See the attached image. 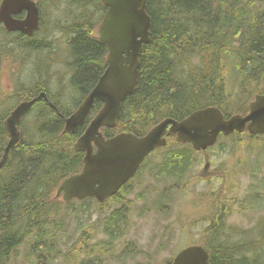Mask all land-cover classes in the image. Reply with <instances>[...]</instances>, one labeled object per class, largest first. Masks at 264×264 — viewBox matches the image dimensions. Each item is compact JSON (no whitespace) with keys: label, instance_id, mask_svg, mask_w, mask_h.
<instances>
[{"label":"trees","instance_id":"trees-1","mask_svg":"<svg viewBox=\"0 0 264 264\" xmlns=\"http://www.w3.org/2000/svg\"><path fill=\"white\" fill-rule=\"evenodd\" d=\"M255 1L262 2L261 0H148L147 11L152 17V34L150 42L144 45L141 52L138 84L134 94L123 104L122 119L117 127L104 130L105 136L112 138L119 132L125 131L142 137L165 118L183 120L195 111L212 106L220 108L227 117L232 113H246L248 109H243L245 102L239 101L242 95L248 98L246 102L249 103L256 94L264 92V20L257 19L253 13L256 3L254 6L252 3ZM71 2L73 6H79L83 11L82 17L78 19L80 22L64 30L73 36L68 39L72 75L67 89L77 92L78 98L68 108L57 100L49 84L43 81H33L29 86H22L21 83L11 95L13 99L24 101L31 100L45 91L51 102L60 107L66 116L71 115L72 108H77L91 93L108 66V47L97 36V29L108 9L100 0H71ZM62 26L56 28L60 33H63L60 29ZM0 34L3 35L1 31ZM39 44L40 40L37 41L38 52L47 46V44L44 46ZM26 48L31 47L27 44ZM3 51H0V61ZM187 55H200L206 58L209 56L207 65H203L202 69L196 72L197 75L194 72L190 80L182 79L179 69L180 60ZM173 73H176V76ZM178 76L183 81L179 80ZM230 79L236 82H231ZM236 83L242 87L240 86L241 96L235 98ZM64 90L62 89L65 97L66 90ZM5 100L7 101V98L1 92L0 83V160L9 140L4 130V122L12 109L9 110L3 105ZM102 107V103L97 101L88 119L89 123ZM29 117L19 126L20 143L11 151L5 166L0 170V232L2 234L0 264H54L60 256L69 258L72 262L80 259L84 254L88 257H83L77 264H102L101 253L97 251V247L104 242L91 245L95 233L102 230L107 237H110L107 245L110 250L112 242L118 241L123 235L122 229L129 226L131 207L122 203L119 208L109 211L106 206L107 201L100 203L94 199L82 202L74 200L70 204L59 201L56 197L59 186L69 176L79 173L84 165V154L77 153L74 145L85 129L82 127L77 134L65 133L64 118L44 100L35 104ZM244 135L248 138L247 142H241ZM222 139L235 140L234 147L241 148L249 154L258 147L264 146L263 143L255 142L263 140L264 137H254L247 131L236 133L230 138L222 136L220 142ZM176 144L175 138L171 137L168 139L167 147ZM196 154L199 153L194 152L190 145H186L184 150L169 152L168 157L160 153V156L164 155L162 157L165 161L162 162L156 179L159 180L164 176L168 170L167 162L172 160L174 165L169 169L176 175L171 176H176L178 180H187L194 167ZM147 170H151V167L143 164L138 176ZM215 177H221L220 179L223 180L226 175L216 173L212 178ZM90 203L92 208L86 212L82 207L89 206ZM116 203L120 204L121 201ZM78 207L82 208L79 212ZM73 215L79 216L77 220L80 221L71 229L69 235L66 220ZM218 221L219 217L213 229L210 226L207 228L200 244L208 250L211 263L258 264L261 257L260 250L253 249L245 257L237 241H228L230 235ZM78 232L80 234H77ZM263 235L264 231L262 237ZM64 239L71 243L67 247L68 254L63 251L66 246ZM22 250L25 252L24 258H21ZM134 252L135 248L128 244L119 258L128 257ZM172 260L173 258L166 264H171Z\"/></svg>","mask_w":264,"mask_h":264},{"label":"rangeland","instance_id":"rangeland-1","mask_svg":"<svg viewBox=\"0 0 264 264\" xmlns=\"http://www.w3.org/2000/svg\"><path fill=\"white\" fill-rule=\"evenodd\" d=\"M51 1L40 0L42 6L44 5L43 14L45 16L44 23H46V25L44 24V30L39 35L41 37L37 36V41L40 40L39 45L44 46L45 44H47V46L41 52H38L37 49L25 47L27 53H23L21 49L16 45V42L13 43L12 40L5 41L3 35L0 34L1 50L8 51V54L11 53L9 56L4 57L1 60L2 75H0L1 92L4 93L5 97L7 98V101L5 100L6 103L3 105L6 108H9V110L10 108H12L9 112V115L11 114V111L21 102V100L19 101V99H13L11 97L15 89L18 88L21 83L22 86H29L31 83H33V81H43L49 84L54 94L61 93L62 89H65V97L63 92L62 94H58L56 98L57 100H59V102H61L68 108H70L71 105H73L74 101L78 98L77 92L67 89L70 80V78H68L69 75H67V67H69L72 62L69 54V48L67 50V53L65 52V41L67 40V42H69L68 38L73 36L67 34V30L65 32L64 30L68 29V26H71L72 24L78 22V19L83 15V11L79 6H73L71 0ZM261 1L262 2L259 1V3H256V1L252 3L253 6L256 3V6L253 8V13L256 15L257 19L264 20V0ZM52 3H55L56 5ZM100 10V12L102 13V8H100ZM61 25H63L60 28L63 30V33H60L56 29ZM93 34L94 33L92 31L91 35ZM24 40L26 41L27 39L24 38ZM58 51L64 52L63 57H61L56 62H52L53 56ZM51 52L53 54H51ZM40 53L43 54L42 57H40ZM196 56L194 55V57L192 56V58L190 59L189 57H191V55H188L187 57L185 56L180 60V73L184 80L189 79L190 76L194 72H196L193 71L194 68H196L194 70H197L198 72V70L203 65L207 64L206 57L200 55ZM187 61H189V64L187 63ZM185 62L188 66L185 65ZM184 65L186 68L184 67ZM41 68L43 70H41ZM70 74L72 75V70ZM235 87L234 97L236 98L241 96V91L239 84ZM253 92L255 93V89H253ZM41 93L46 94L45 91ZM38 96H36L35 98H37ZM48 99L50 98L48 97ZM41 100H44L46 102L45 99ZM41 100H38L37 102ZM247 100L248 98L244 97L243 95L242 99L239 100L240 102H245V107H243L244 110L248 109L250 103H247ZM79 106L77 108H72L73 113L77 111ZM248 113L249 112L247 110L246 113H243V116H246ZM34 114L35 113H32V115ZM57 114L64 115L61 108L59 109V112ZM29 115H31V113L26 115V118H28ZM88 119L83 126L84 129L89 124ZM120 120H118L117 125ZM104 130H106V128L102 129L103 133ZM121 133L126 132H119V134ZM245 135L243 136L244 138H239L241 139V142L248 141V138ZM171 137H174L176 140V136H170L167 137V142ZM227 138H230V136ZM236 139L238 140V138H235V140ZM235 140L222 139V141L219 142L218 145L209 148V151L207 150L205 152H199V154H196L197 157H195L194 167L187 178L188 182L186 184V187L188 188L190 194L188 195L177 192L166 199L163 196V190L164 188L170 186L173 181L156 183V175L160 171L162 162L165 161L163 157L165 154L168 157L169 152H172L174 150H184L185 146L188 144H181L176 140L177 144L174 146L160 147L153 151V153L145 163L151 167V170L145 171L135 179L139 180L138 182H140L141 185L135 189L133 194L120 200V204L116 203L113 200L106 202V206L109 208V211H112L115 208H119L122 203H124L125 206L127 205L128 207H131V217L129 226H125L122 229L123 235L118 239V241L112 242V245H110V250H108L107 247L110 242V237H107L102 230H98V232L95 233V239L92 241L91 245H96L98 243L104 242L103 245L97 247V251L101 253L100 259L102 261V264H166L167 261H169L171 258H174L175 255L181 250L190 246H194L196 244H202V241L204 239L203 232L207 226L206 220L209 219V226L213 229L214 224L218 219V212L215 208H213L214 200L209 197L202 196V194L205 192L206 184H197V182L201 179L222 180L220 179L221 177L212 178L216 176V173H223L224 176L226 175V178L223 180H234L235 184L237 183V187L235 188L234 193L236 195V202L240 207L236 208L231 219V225L235 228V231L227 232L231 236V238L230 236H228V241L230 242L234 240L237 241V243L239 242L238 246L239 248H242V253L245 257L249 255L251 250L259 249V255L261 257L259 258L260 262L258 264H264V235L262 237V231H264V146L258 147L256 151L249 154L241 150V148H235L233 145ZM255 142L264 144V139L256 140ZM157 150L158 152L164 154L162 155L163 157L159 155L160 153H156ZM208 162L211 163V166L208 168V170L205 171L204 166ZM167 164L168 170L159 180H173V178L177 179L176 176H171L176 175L175 173L172 174L173 171H170V169L174 165L173 161L169 160ZM161 197H163L164 200L161 199ZM120 201L118 200L117 202ZM82 208H84L86 212H89V210H91L92 208V203H90L89 206L84 205ZM82 208L79 209L78 207V212ZM78 217L79 216L73 215L66 220L69 235L71 229L75 227L80 221L77 220ZM235 232L236 235L234 236ZM77 234H80V232H78ZM128 244H131L135 248V252L128 257H123L122 259H120L119 257L125 252ZM65 245L66 246L63 248V251L64 253H67V247L71 245V243L65 241ZM24 255L25 252L24 250H22L21 258H24ZM83 257H88V255L84 254L80 257V259L71 262L69 258L60 256L54 264H77Z\"/></svg>","mask_w":264,"mask_h":264},{"label":"water","instance_id":"water-1","mask_svg":"<svg viewBox=\"0 0 264 264\" xmlns=\"http://www.w3.org/2000/svg\"><path fill=\"white\" fill-rule=\"evenodd\" d=\"M108 12L98 29V36L109 49V68L101 77L92 94L71 116L65 118V132H75L86 120L95 99L103 101L99 114L90 123L84 136L75 144L77 152L85 153L84 171L67 178L56 195L64 201L94 198L105 202L114 197L130 180L137 176L145 159L157 147H165L167 137L176 136L177 142L189 144L196 152L214 147L221 135L231 136L235 131L248 128L252 136L264 135V95H258L250 105V114H234L225 118L217 108L194 113L179 123L166 120L147 137L139 139L132 134H118L106 139L100 129L115 128L122 114L124 101L132 94L138 80L139 54L144 43L149 42L151 18L147 14L146 0H101ZM26 11L25 20L13 15ZM40 12L32 0H2L0 24L7 31L32 36L39 29ZM140 38V40H139ZM40 99L49 101L45 93L22 103L14 109L4 123L9 142L0 160V170L5 166L11 151L20 143L19 124ZM54 109L55 105L51 104ZM247 123L249 126L247 127ZM2 234L0 233V240ZM171 264H211L202 246H190L180 251Z\"/></svg>","mask_w":264,"mask_h":264},{"label":"flooded vegetation","instance_id":"flooded-vegetation-1","mask_svg":"<svg viewBox=\"0 0 264 264\" xmlns=\"http://www.w3.org/2000/svg\"><path fill=\"white\" fill-rule=\"evenodd\" d=\"M34 1H35L36 5H38L39 11H40V27H39L38 32L35 31L32 36H28L25 34L23 35V33L21 34V32L19 33V32L7 31L6 28L4 27V25L0 24V31L5 36L4 37L5 40H12L13 43L16 42V45L18 46V48L21 49V51L23 53L26 52L25 47L27 44L31 48L37 49V36H39L44 30V24H45L44 23L45 16L43 14L44 8H43L40 0H34ZM26 17H27L26 11H23L17 15H13V18L16 20H19V21L25 20ZM34 35H36V36H34ZM24 38H26L27 40L25 41ZM66 49L68 50L67 40H66V48H65V52L67 53ZM39 52H41V51H39ZM1 55H2L1 59H3L4 55H5V57H7L10 54H8V51H3V54H1ZM63 55H64L63 51L62 52L58 51L53 56L52 62L58 61L61 57H63ZM11 57H13V56H11ZM67 69H68V73H69L67 75H69L68 78H70L71 77L70 76L71 75L70 74L71 73L70 66L67 67ZM0 74L2 75V68L0 70ZM58 94H60V93H58ZM58 94H55V96H57ZM50 103H51V100H50ZM84 157H85V154H84ZM210 166H211V163H209V162L206 163L204 166V170L205 171L208 170V168ZM135 178L133 180H130L126 185H124L114 197L107 199V202L110 200L117 202V200L120 201L127 196H131L133 194V192L135 191V189L141 185V183L138 182L139 180H135ZM172 181H173V183H171L170 186L164 188V190H163V193H164L163 196L165 197V199L168 198L169 196L173 195L174 193H177V192H181L183 194H188V195L190 194V192L188 191V188L186 187L188 180H177L176 178H173V180H156V183L172 182ZM199 183H205L206 184L205 192L202 194V196L203 197H209V198L214 200L213 208H215L218 212V217H219L218 222L220 223L221 227H223L225 232L235 231V228L231 225V219L234 215L236 208L240 207V206H238V204L236 202V199H235L236 195L234 193L235 188L237 187V183L235 184L234 180H204V179L198 180L197 184H199ZM234 185H235V187H234ZM192 188H193V186H192ZM161 199L164 200L163 197H161ZM206 221H207V226L204 229L203 234L206 232L207 228L209 227V219Z\"/></svg>","mask_w":264,"mask_h":264},{"label":"bare ground","instance_id":"bare-ground-1","mask_svg":"<svg viewBox=\"0 0 264 264\" xmlns=\"http://www.w3.org/2000/svg\"><path fill=\"white\" fill-rule=\"evenodd\" d=\"M32 1H34V0H32ZM47 1V0H46ZM51 1V0H50ZM56 1V0H55ZM101 1V0H100ZM210 1V0H209ZM218 1V0H217ZM1 2H2V0H1ZM1 2H0V8H1ZM35 2V1H34ZM52 2V1H51ZM50 2V3H51ZM147 2H148V0H146V7H147ZM212 2V1H211ZM101 3L103 4V2L101 1ZM217 3V2H216ZM222 3V2H221ZM52 4H55V3H52ZM56 4H57V2H56ZM55 4V5H56ZM62 5V4H61ZM104 5V4H103ZM44 6V5H43ZM105 6V5H104ZM203 6V5H202ZM206 6V5H205ZM208 6V5H207ZM37 7H38V5H37ZM106 7V6H105ZM39 8V7H38ZM107 8V7H106ZM222 8V7H221ZM225 8V7H224ZM227 8V7H226ZM73 9V8H72ZM76 9V8H75ZM79 9V8H78ZM108 9V8H107ZM211 9V8H210ZM242 9H243V7H242ZM44 10V9H43ZM219 10V9H218ZM243 10H245V9H243ZM74 11V10H73ZM213 11V10H212ZM222 11V10H221ZM246 11V10H245ZM40 12V11H39ZM78 12H79V10H78ZM82 12V11H81ZM107 12H108V10H107ZM107 12H106V14H107ZM206 12V11H205ZM72 13V12H71ZM74 13H76V12H74ZM88 13V12H87ZM250 13V12H249ZM106 14H105V16H106ZM147 14H148V16L151 18V28H150V37H149V42H150V40H151V34H152V17L150 16V14L148 13V11H147ZM220 14V13H219ZM70 15V14H69ZM79 15H81V14H79ZM199 15V14H198ZM203 15V14H202ZM214 15V14H213ZM105 16H104V18H105ZM194 16V15H193ZM223 16V15H222ZM51 17V16H50ZM66 17H68V16H66ZM76 17V16H75ZM181 17V16H180ZM179 17V18H180ZM188 17V16H187ZM226 17H227V15H226ZM239 17V16H238ZM68 18H70V17H68ZM104 18H103V20H104ZM182 18V17H181ZM188 19V18H187ZM191 19V18H190ZM199 19V18H198ZM209 19V18H208ZM227 19V18H226ZM73 20V19H72ZM79 20H80V18H79ZM103 20H102V22H103ZM183 20V19H182ZM207 20V19H206ZM48 21V20H47ZM52 22V21H51ZM50 22V23H51ZM80 22V21H79ZM82 22V21H81ZM211 22V21H210ZM230 22V21H229ZM242 22H243V20H242ZM54 23V22H53ZM78 23V22H77ZM83 23V22H82ZM177 23H179V22H177ZM233 23V22H232ZM57 24V23H56ZM68 24V23H67ZM76 24V23H75ZM102 24V23H101ZM190 24V23H189ZM3 25V24H2ZM45 25H46V23H45ZM58 25V24H57ZM66 25V24H65ZM184 25V24H183ZM187 25V24H186ZM197 25V24H196ZM199 25V24H198ZM213 25V24H212ZM219 25H221V24H219ZM82 26V25H81ZM190 26V25H189ZM204 26V25H203ZM39 27H40V20H39ZM86 27V26H85ZM181 27V26H180ZM219 27V26H218ZM60 28V27H59ZM182 28V27H181ZM202 28V27H201ZM203 29V28H202ZM39 30V29H38ZM46 30V29H45ZM42 31V30H41ZM47 31V30H46ZM63 31V30H62ZM219 31V30H218ZM229 31V30H228ZM38 32V31H37ZM190 32V31H189ZM20 33V32H19ZM73 33V32H72ZM241 33V32H240ZM22 34V33H21ZM219 34V33H218ZM24 35V34H23ZM49 35V34H48ZM52 35H53V33H52ZM205 35V34H204ZM34 36H36V35H34ZM202 36V35H201ZM220 36V35H219ZM232 36V35H231ZM27 37V36H26ZM39 37H41V36H39ZM160 37V36H159ZM12 38V37H11ZM23 38V37H22ZM34 38V37H33ZM38 38V37H37ZM69 38H71V37H69ZM68 38V39H69ZM230 38V37H229ZM5 39V38H4ZM21 39V38H20ZM158 39V38H157ZM211 39V38H210ZM16 40V39H15ZM36 40V39H35ZM38 40V39H37ZM42 40V39H41ZM60 40V39H59ZM70 40V39H69ZM139 40H140V38H139ZM212 40V39H211ZM6 41V40H5ZM21 41V40H20ZM33 41V40H32ZM45 41V40H44ZM58 41V40H57ZM226 41H227V39H226ZM229 41V40H228ZM255 41V40H254ZM36 42V41H35ZM53 42V41H52ZM66 42V41H65ZM102 42V41H101ZM148 42V43H149ZM208 42V41H207ZM21 43V42H20ZM48 43V42H47ZM50 43V42H49ZM70 43V42H69ZM103 43V42H102ZM148 43H144L143 44V46H142V48H141V51H140V54H139V62H140V56H141V52H142V49H143V47H144V45H147ZM234 43V42H233ZM103 44H105V43H103ZM228 44V43H227ZM229 44H230V42H229ZM239 44V43H238ZM10 45V44H9ZM106 45V44H105ZM223 45H224V43H223ZM251 45V44H250ZM256 45V44H255ZM7 46V45H6ZM14 46V45H13ZM33 46V45H32ZM40 46V45H39ZM107 46V45H106ZM3 47V46H2ZM51 47V46H50ZM108 47V46H107ZM204 47V46H203ZM226 47V46H225ZM228 47H229V45H228ZM221 48V47H220ZM7 49V48H6ZM9 49V48H8ZM11 49H12V47H11ZM38 49V48H37ZM227 49V48H226ZM229 49V48H228ZM239 49V48H238ZM237 49V50H238ZM67 50V49H66ZM109 50V49H108ZM107 50V54H108V56H109V51ZM214 50V49H213ZM1 51V50H0ZM6 51V50H5ZM51 51V50H50ZM179 51V50H178ZM207 51V50H206ZM218 51V50H217ZM220 51V50H219ZM225 51H227V50H225ZM211 52V51H210ZM223 52H224V49H223ZM234 52H236V51H234ZM238 52V51H237ZM27 53V52H26ZM28 53H31V52H28ZM57 53V52H56ZM70 53V52H69ZM1 54H3V53H1ZM11 54V53H10ZM33 54V53H32ZM37 54V53H36ZM39 54V53H38ZM41 54V53H40ZM51 54H53L52 52H51ZM219 54V53H218ZM6 55V54H5ZM5 55H4V57H5ZM27 55V54H26ZM30 55V54H29ZM42 55L43 54H41V56L40 57H42ZM234 55V54H233ZM17 56V55H16ZM35 56V55H34ZM37 56V55H36ZM108 56H107V62H108ZM188 56V55H187ZM186 56V57H187ZM192 56L194 57V55H191V57H189L190 59L192 58ZM196 56V55H195ZM222 56V55H221ZM220 56V57H221ZM245 56V55H244ZM247 56V55H246ZM255 56V55H254ZM15 57V56H14ZM196 57H198V56H196ZM207 58H209V56L207 57ZM212 58V57H211ZM236 58V57H235ZM245 58V57H244ZM249 59H250V57H248ZM256 58H258V57H256ZM16 59V58H15ZM26 59V58H25ZM28 59H30V58H28ZM37 59V58H36ZM49 59H51V58H49ZM202 59V58H201ZM230 59H232V58H230ZM246 59H247V57H246ZM41 60H43V59H41ZM187 60V59H186ZM208 60V59H207ZM262 60V59H261ZM55 61V60H54ZM216 61V60H215ZM214 61V62H215ZM219 61V60H218ZM246 61V60H245ZM248 61H250V60H248ZM1 62V61H0ZM28 62V61H27ZM189 61H187V63H188ZM206 62H208V61H206ZM213 62V63H214ZM253 62V61H252ZM263 62V61H262ZM25 63V62H24ZM70 63V62H69ZM222 63V62H221ZM232 63V62H231ZM239 63H241V61L239 62ZM249 63V62H248ZM256 63V62H255ZM264 63V62H263ZM1 64V63H0ZM48 64V63H47ZM189 64V63H188ZM227 64H228V62H227ZM39 65V64H38ZM41 65V64H40ZM51 65V64H50ZM185 65H187L186 64V62H185ZM185 65H184V67H185ZM207 64H205V66H206ZM217 65V64H216ZM257 65H259V64H257ZM175 66V65H174ZM188 66V65H187ZM190 66V65H189ZM192 66V65H191ZM209 66V65H208ZM210 66H211V64H210ZM228 66V65H227ZM45 67V66H44ZM48 67V66H47ZM201 67V66H200ZM213 67H215V66H213ZM239 67V66H238ZM250 67V66H249ZM257 67V66H256ZM109 68V62H108V66H107V68H106V70L105 71H103L104 73H103V75L102 76H104V74H105V72L107 71V69ZM140 68H141V62H140V67H139V70H138V73H139V76H140ZM173 68V67H172ZM177 68H178V66H177ZM186 68V67H185ZM211 68V67H210ZM221 68V67H220ZM243 68V67H242ZM104 69V68H103ZM175 69V68H174ZM180 69V68H179ZM189 69V68H188ZM194 69H196V68H194ZM193 69V71H196L197 72V70H194ZM202 69V68H201ZM212 69V68H211ZM238 69V68H237ZM244 69V68H243ZM261 69V68H260ZM32 70V69H31ZM41 70H43L42 68H41ZM48 70V69H47ZM171 70V69H170ZM205 71H206V68L204 69ZM210 70V69H209ZM227 70V69H226ZM38 71V70H37ZM67 71V70H66ZM175 71V70H174ZM173 71V72H174ZM178 71V70H177ZM198 71H200V69L198 70ZM230 71H231V69H230ZM49 72V71H48ZM176 72V71H175ZM179 72V71H178ZM190 72H191V70H190ZM196 72H195V74H196ZM202 72V71H201ZM201 72H200V75H201ZM214 72V71H213ZM56 73V72H55ZM210 73V72H209ZM226 73H227V71H226ZM229 73V72H228ZM236 73V72H235ZM40 74V73H39ZM67 74V73H66ZM69 74V73H68ZM174 74V73H173ZM176 74V73H175ZM174 74V76H176ZM192 74V73H191ZM199 74V73H198ZM203 74V73H202ZM207 74V73H206ZM215 74V73H214ZM237 74V73H236ZM244 74V73H243ZM247 74V73H246ZM177 75H179V74H177ZM197 75V74H196ZM209 75V74H208ZM211 75V74H210ZM233 75V74H232ZM238 75V74H237ZM240 75V74H239ZM24 76V75H23ZM26 76V75H25ZM48 76V75H47ZM65 76V75H64ZM102 76H100V79H101V77ZM139 76H138V80H139ZM173 76V77H174ZM199 76V75H198ZM52 77V76H51ZM191 77V76H190ZM193 77V76H192ZM203 77V76H202ZM206 77V76H205ZM227 77H229V76H227ZM238 77V76H237ZM242 77V76H241ZM243 77H245V76H243ZM45 78V77H44ZM48 78V77H47ZM61 78V77H60ZM186 78V77H185ZM188 78V77H187ZM199 78H200V76H199ZM53 79V78H52ZM67 79V78H66ZM100 79H99V81H100ZM178 79L179 80H181L180 78H179V76H178ZM183 79V78H182ZM193 79H194V77H193ZM196 79H197V77H196ZM211 79H213V78H211ZM226 79V78H225ZM48 80V79H47ZM60 80V79H59ZM63 80V79H62ZM138 80H137V84H138ZM178 80V81H179ZM188 80H190V79H188ZM237 80V79H236ZM238 80H239V78H238ZM53 81V80H52ZM68 81V80H67ZM99 81H98V83H99ZM181 81H183V80H181ZM194 81H195V79H194ZM230 81H231V79H230ZM230 81H229V83H230ZM235 81V80H234ZM234 81H231V82H234ZM243 81V80H242ZM65 82V81H64ZM180 82V81H179ZM189 82V81H188ZM191 82H192V80H191ZM197 82H198V80H197ZM236 82V81H235ZM234 82V83H235ZM247 82V81H246ZM1 83V82H0ZM66 83V82H65ZM98 83L96 82V86L98 85ZM183 83V82H182ZM190 83V82H189ZM228 83V82H227ZM240 83V82H239ZM239 83H237V85L239 84ZM137 84H136V86H135V89L133 90V92H132V94H134V92H135V90H136V87H137ZM186 84H187V82H186ZM218 84V83H217ZM245 84V83H244ZM44 85V84H43ZM180 85V84H179ZM192 85V84H191ZM197 85V84H196ZM212 85V84H211ZM236 85V86H237ZM96 86L92 89V91H91V93L88 95V97L92 94V92H93V90L96 88ZM178 86V85H177ZM189 87H190V85H188ZM228 86H229V84H228ZM239 86H241V85H239ZM57 87V86H56ZM63 87V86H62ZM80 87V86H79ZM230 87V86H229ZM228 87V88H229ZM232 87V86H231ZM242 87V86H241ZM246 87H248V85L246 86ZM48 88V87H47ZM186 88H188V87H186ZM215 88V87H214ZM236 88V87H235ZM77 89V88H76ZM194 89V88H193ZM213 89V88H212ZM218 89V88H217ZM231 89V88H230ZM43 90V89H42ZM55 90V89H54ZM78 90V89H77ZM226 90V89H225ZM229 90V89H228ZM227 90V91H228ZM48 91V90H47ZM51 91V90H50ZM65 91V90H64ZM226 91V92H227ZM231 91V90H230ZM233 92V91H232ZM62 93H63V91H62ZM131 94V95H132ZM86 95V94H85ZM130 95V96H131ZM230 95V94H229ZM232 95V94H231ZM258 95H264V92L263 93H260V94H256L255 96H254V99L249 103V106H248V114L246 115V116H243V114H240L241 116H243V117H247L249 114H250V105H251V103L255 100V97L256 96H258ZM74 97V96H73ZM77 97V96H76ZM84 97V96H83ZM231 97H233V96H231ZM33 99H35V98H33ZM33 99H31V100H33ZM86 99V98H85ZM84 99V100H85ZM30 100V101H31ZM41 100V99H40ZM97 101H100L101 103H102V105H104V103H103V101L102 100H100V99H95V101H94V103H93V106H92V109H91V111H90V113L88 114V116H87V118H86V120L84 121V123L75 131V132H71V133H68V134H77L79 131H80V129L85 125V123H86V121H87V119L90 117V115H91V113H92V111H93V108H94V106H95V104H96V102ZM126 101V100H125ZM124 101V102H125ZM223 101V100H222ZM225 101V100H224ZM227 101V100H226ZM25 102H27V101H21L14 109H16V108H18L22 103H25ZM50 105L51 104H53V103H50V99H49V101H47ZM6 103V102H5ZM83 103V102H82ZM226 103V102H225ZM36 104H37V102H36ZM222 104V103H221ZM54 105V104H53ZM68 105V104H67ZM79 105V104H78ZM77 105V106H78ZM34 106V105H33ZM72 106V105H71ZM222 106V105H221ZM80 107V106H79ZM122 107H123V105H122ZM63 108H65V107H63ZM103 108V107H102ZM209 108H217V107H214V106H212V107H207V108H204V109H201V110H198V111H195V112H193L191 115H193L194 113H196V112H199V111H202V110H206V109H209ZM13 109V110H14ZM59 109L60 108H58V106H55L54 107V110L56 111V113H58L59 112ZM79 109V108H78ZM77 109V110H78ZM217 109H219L221 112H222V114L224 115V117L227 119V118H229V117H231L232 115H234V114H232V115H230L229 117H227L226 115H225V113L220 109V108H217ZM12 110V111H13ZM102 110V109H101ZM100 110V111H101ZM11 111V112H12ZM33 111V107H32V109H31V111L28 113V114H30L31 112ZM34 113V112H33ZM28 114H26V115H28ZM74 114V113H73ZM99 114V113H98ZM97 114V115H98ZM236 114H239V113H236ZM49 115V114H48ZM72 115V114H71ZM71 115H69V116H71ZM96 115V116H97ZM191 115H189L188 117H186L185 119H183V120H177V119H174V118H165L164 120H161V122H159L157 125H155L145 136H142V137H139V136H137V135H135V134H133V133H131V132H126V133H121V134H132V135H134V136H136L137 138H139V139H142V138H145V137H147L155 128H157L159 125H161L163 122H165L166 120H173V121H176V122H179V123H181V122H183L184 120H186V119H188ZM10 116V115H9ZM8 116V117H9ZM60 116H62V118H64V123H65V118H67V117H69V116H66V115H63V114H61ZM8 117H6V119L8 118ZM27 116H25L24 118H23V120L22 121H24V119L26 118ZM49 117V116H48ZM50 118V117H49ZM122 118V114H121V117H120V119ZM120 119H118V120H120ZM55 120V119H54ZM94 120V119H93ZM92 120V121H93ZM118 120H117V122H118ZM6 121V120H5ZM91 121V122H92ZM56 122V121H55ZM90 122V123H91ZM5 123V122H4ZM22 123V122H21ZM20 123V124H21ZM63 123V124H64ZM90 123L88 124V126L85 128V130H84V132H83V134L80 136V137H82V136H84V134L86 133V131L88 130V128H89V126H90ZM20 124H19V126H20ZM44 124H42V126H43ZM63 126V125H62ZM116 126H117V123H116ZM249 126V123H247V127ZM103 128H106V129H112V128H108V127H102L101 129H100V133H102V135L106 138V139H109V137L107 138L105 135H104V133L102 132V129ZM170 128H171V125H169L168 126V128L166 129V131H165V137L167 138V134H169V131H170ZM5 130V129H4ZM39 130V129H38ZM60 130H61V128H60ZM63 130V129H62ZM20 131V130H19ZM249 132L248 131V128H246V130L245 131H243V132ZM62 132V131H61ZM64 132H65V125H64ZM6 133V132H5ZM21 133V132H20ZM65 133H67V132H65ZM236 133H242V132H239V131H235L234 133H233V135L234 134H236ZM250 133V132H249ZM57 134V133H56ZM64 135V134H63ZM118 135V134H117ZM8 136V135H7ZM222 136H224V135H221L220 137H219V141H218V143L216 144V145H218L219 144V142H220V139H221V137ZM261 136H264V135H261ZM69 137V136H68ZM79 137V138H80ZM225 137H227V136H225ZM229 137V136H228ZM8 138H9V136H8ZM78 138V139H79ZM52 140V139H51ZM78 141V140H77ZM8 142H9V140H8ZM77 143V142H76ZM75 143V144H76ZM168 143V142H167ZM179 143H181V142H179ZM8 144V143H7ZM49 144V143H48ZM69 144V143H68ZM181 144H184V143H181ZM66 145V144H65ZM71 145V144H70ZM69 145V146H70ZM215 145V146H216ZM7 146V145H6ZM167 146V145H166ZM214 146V147H215ZM17 147V146H16ZM15 147V148H16ZM39 147V146H38ZM14 148V149H15ZM34 148V147H33ZM157 148H160V147H157ZM156 148V149H157ZM64 149V148H63ZM70 149V148H69ZM36 150V149H35ZM74 150H75V145H74ZM28 151V150H27ZM76 151V150H75ZM77 152V151H76ZM77 153H83V152H77ZM153 153V152H152ZM151 153V154H152ZM69 154V153H68ZM83 154H85V153H83ZM151 154L145 159V161H144V163L143 164H145L146 163V161H147V159L151 156ZM69 156V155H68ZM83 162H84V159H83ZM174 164V163H173ZM172 165V164H171ZM41 167V166H40ZM169 168H170V166H169ZM84 171V165H83V167H82V170L79 172V173H76V174H73V175H71V176H74V175H79V174H81L82 172ZM176 172V171H175ZM47 173V172H46ZM172 174H174V172L172 173ZM71 176H69V177H71ZM12 179V178H11ZM6 185V184H5ZM56 197L58 198V200L59 201H61V202H63V203H65V204H70L72 201H74V200H78V199H74V200H72L71 202H66V201H64V199L62 198V197H58L57 195H56ZM87 199H94V198H87ZM87 199H85V200H87ZM85 200H81V202L82 201H85ZM94 200H96V199H94ZM78 201H80V200H78ZM40 202V201H39ZM48 202V201H47ZM50 202V201H49ZM35 211V210H34ZM2 216V215H1ZM10 219V218H9ZM43 223V222H42ZM37 224V223H36ZM39 224V223H38ZM32 226V225H31ZM1 233V232H0ZM14 234V233H13ZM18 234V233H17ZM24 236V235H23ZM2 238V237H1ZM20 240V239H19ZM243 241H244V239H243ZM239 243V242H238ZM17 245V244H16ZM221 246V245H220ZM203 248H204V246H202ZM205 249V251H206V253H207V255L209 256V261H210V254H209V252H208V250L206 249V248H204ZM225 249V248H224ZM218 251V250H217ZM226 251V250H225ZM237 251V250H236ZM228 252V251H227ZM232 252V251H231ZM227 254V253H226ZM82 263V262H81ZM210 263H211V261H210ZM212 264V263H211Z\"/></svg>","mask_w":264,"mask_h":264}]
</instances>
